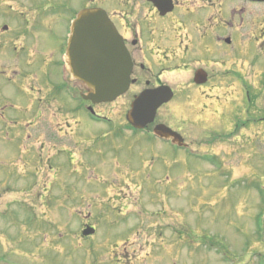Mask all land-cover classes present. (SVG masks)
Listing matches in <instances>:
<instances>
[{
  "label": "rangeland",
  "instance_id": "rangeland-1",
  "mask_svg": "<svg viewBox=\"0 0 264 264\" xmlns=\"http://www.w3.org/2000/svg\"><path fill=\"white\" fill-rule=\"evenodd\" d=\"M0 2V24L7 21L12 28L9 33L3 34V41L18 34L21 25L24 33H27L25 24H29L37 15L40 22L39 18L35 21L38 24L37 31L30 25L32 35L38 36V40L46 44L43 46H48V35L52 40L50 42H53L52 49H56L59 54L66 27L68 30L71 20L83 9L87 0ZM10 5L14 8H10ZM44 24H52L53 30L46 31ZM36 56L37 51L32 50L29 41L24 46L16 42L9 50L0 51L2 61L11 60L18 64L13 82H9L8 77H0L2 102L27 106L33 97L43 100L44 93L37 92L35 87L36 84L44 83L37 81L28 67L30 60ZM58 74L65 73L60 71ZM48 84L56 87L53 81ZM73 85L78 88L77 83ZM10 92H13L12 99L8 98ZM237 99L241 101L242 97L239 95ZM255 104L254 97L248 102L244 100L247 110ZM77 105V102L66 103L61 98L57 99V106L64 111L61 118L67 117ZM261 106L264 109V96ZM8 114L9 117L25 116V112L16 110L8 111ZM75 119L77 125H74V121L70 124L78 127V134L74 135L76 138L85 139L94 133L97 136L100 134L96 155H89V152L94 151L91 142H84L81 148H77L72 142L64 141L65 145H70L71 151L54 157H49L40 147L30 152L25 139L16 136L19 131H25L21 123L0 124V260L8 259L11 263L22 264L25 259L24 264H32L27 259L29 255L37 260L36 264H264V171L255 169L245 173L235 152L238 148L236 144L215 142L210 159L204 155L199 160L180 155L179 166H175L174 170L180 175L181 187L177 191L171 190L167 197V190L160 187L162 180L167 179L166 172L159 170L166 161L173 165L172 156L164 157V160L155 158V162L159 163L152 168L143 166L147 158L152 164L150 156L142 157L136 153L124 156L125 160L131 162L136 178H132L133 182L129 181L130 187L124 186L115 211L116 201L109 199V189L114 183L111 180L112 173L120 175L121 182L125 178L116 164L108 167L111 161L105 146L113 142V137L105 136L101 130H110V123L96 122L83 111ZM220 123L218 121L214 126L219 124L224 131L231 125L228 120ZM41 125L32 131V135L34 140L41 137L49 146L50 140H53L52 130L49 126ZM259 126L262 127L261 124ZM3 131L5 138L1 135ZM257 131L262 130H254ZM44 133L48 138H44ZM261 138L259 151L263 153L264 134ZM64 144H54L53 153L59 146L64 147ZM136 186H140L139 192ZM92 187L100 189L99 202H96V191H92ZM75 190H86V199L96 200L91 201L88 207H92L93 215L96 216L92 222L98 225V232L86 240H80L81 222L65 214L60 206H73L74 202V206L84 205L81 198H69ZM156 193L162 194L161 198L153 199V195L157 197ZM163 202L165 207L161 209ZM156 212L166 215V222L161 220L163 215L158 219ZM175 214L178 219H175ZM173 217L176 226L167 224H172ZM175 231H180L184 238L181 242L173 241L171 235ZM159 233L168 240V246L176 254L178 252V260L167 262V258L161 259L166 256V244L156 239ZM200 234L206 235V238L203 239ZM190 235L193 240L186 242ZM126 240L129 252L125 250L126 245L119 247L123 259L114 252V248ZM146 240L149 244L158 243L145 252V256L149 255L148 259L147 256L145 259V256L138 258L139 243H143L141 247L146 250ZM207 240L209 242H203Z\"/></svg>",
  "mask_w": 264,
  "mask_h": 264
},
{
  "label": "flooded vegetation",
  "instance_id": "flooded-vegetation-1",
  "mask_svg": "<svg viewBox=\"0 0 264 264\" xmlns=\"http://www.w3.org/2000/svg\"><path fill=\"white\" fill-rule=\"evenodd\" d=\"M92 7L107 11L133 63L128 92L109 104L112 106L109 112L117 118L113 129L127 127L132 135L114 136L108 149V153L114 154L113 159L119 158L116 165L125 177L134 175L131 162L124 158L131 153L151 157L152 164L147 158L143 161L144 168L159 163L155 158L164 160L172 156L173 165L166 161L162 172L177 166L182 152L191 158H199L202 151L211 154L213 134L224 131L219 126L222 120L231 121L233 140L226 143L242 141L241 147L235 149L238 158H256L259 137L254 130L260 128L259 124L264 127V112L259 105L260 97L264 96V0H87L85 8ZM19 38L14 34L10 41ZM9 47L5 42L3 48ZM52 47L50 41L48 46L38 45L35 50L39 55L30 60L29 69L37 81L44 83L36 84L35 89L48 93L50 103H57L58 98L72 102L65 88L70 86L78 97L84 88L62 84L59 57ZM11 73L16 71L11 69ZM7 74V67L0 64V75ZM52 81L56 87L48 84ZM162 86L170 87L174 98L161 107L146 130L140 133L132 130L126 117L135 97ZM239 95L245 96L247 102L254 97L256 104L250 110L237 99V103L229 104L230 96ZM83 102L81 106L78 103V112L83 107L87 110L92 107L97 117H107L103 112L105 106H92L90 102L84 106ZM218 121V126H214ZM158 125H166L180 134L183 147L172 139L157 137L154 130ZM69 198L83 201L81 193L70 194ZM90 217L84 216V225L90 224ZM165 255L161 259L173 257L175 250L168 249ZM146 256L148 259L149 255ZM8 262L0 260V264Z\"/></svg>",
  "mask_w": 264,
  "mask_h": 264
},
{
  "label": "water",
  "instance_id": "water-1",
  "mask_svg": "<svg viewBox=\"0 0 264 264\" xmlns=\"http://www.w3.org/2000/svg\"><path fill=\"white\" fill-rule=\"evenodd\" d=\"M69 46V65L75 77L91 89L87 99L95 103L113 101L129 85L130 64L113 26L103 12H82L74 23ZM142 96L133 104L134 125L142 126L154 119L156 109L168 100L154 102ZM92 229L84 231L90 235Z\"/></svg>",
  "mask_w": 264,
  "mask_h": 264
}]
</instances>
